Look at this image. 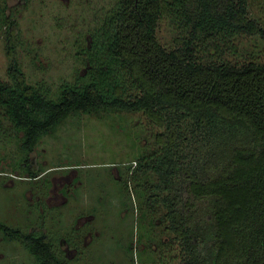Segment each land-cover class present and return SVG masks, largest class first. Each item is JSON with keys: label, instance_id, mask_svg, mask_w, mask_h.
<instances>
[{"label": "trees", "instance_id": "1", "mask_svg": "<svg viewBox=\"0 0 264 264\" xmlns=\"http://www.w3.org/2000/svg\"><path fill=\"white\" fill-rule=\"evenodd\" d=\"M0 14L9 58L0 124L19 135L22 176L44 173L31 153L67 117L143 113L164 131L155 149L140 147L123 181L138 197L137 241L148 251L138 264H161L173 246L178 264H264V50L240 47L243 38L264 47V0H116L75 40L84 71L52 90L28 81L16 21ZM165 17L175 29L169 48L157 38ZM43 222L0 220V232L34 264H65Z\"/></svg>", "mask_w": 264, "mask_h": 264}, {"label": "rangeland", "instance_id": "2", "mask_svg": "<svg viewBox=\"0 0 264 264\" xmlns=\"http://www.w3.org/2000/svg\"><path fill=\"white\" fill-rule=\"evenodd\" d=\"M115 2L0 0V13L12 17L18 26L15 52L28 81L51 90L61 81H74L84 71L75 55V40L88 35ZM5 32L0 21L2 80L8 79L9 64ZM174 35L173 21L162 18L157 25L159 42L172 47ZM240 47L255 54L264 50L252 38H243ZM13 131L1 117L0 220L27 228L36 226L42 217L44 230L57 242L65 264L140 263L148 251L137 241L134 208L138 197L133 192L129 199L123 181L130 180L126 166L133 165L141 148L144 152L155 149V137L164 128L143 113L69 116L32 151L33 160L45 170L34 179L22 176L17 168L19 135ZM133 183L126 184L133 189ZM128 246L133 249V261L129 260ZM171 251L173 256L161 264L180 262L176 246ZM34 263L22 244L4 241L0 232V264Z\"/></svg>", "mask_w": 264, "mask_h": 264}]
</instances>
